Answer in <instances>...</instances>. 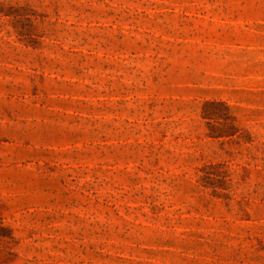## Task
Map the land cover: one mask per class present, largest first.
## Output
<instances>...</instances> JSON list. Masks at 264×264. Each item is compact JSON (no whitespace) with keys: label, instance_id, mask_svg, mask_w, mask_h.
<instances>
[{"label":"rangeland","instance_id":"obj_1","mask_svg":"<svg viewBox=\"0 0 264 264\" xmlns=\"http://www.w3.org/2000/svg\"><path fill=\"white\" fill-rule=\"evenodd\" d=\"M0 264H264V0H0Z\"/></svg>","mask_w":264,"mask_h":264}]
</instances>
